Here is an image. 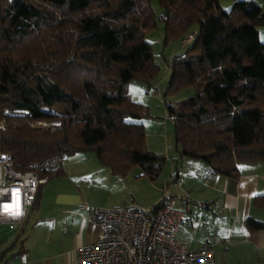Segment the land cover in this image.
Returning <instances> with one entry per match:
<instances>
[{"label": "trees", "instance_id": "trees-1", "mask_svg": "<svg viewBox=\"0 0 264 264\" xmlns=\"http://www.w3.org/2000/svg\"><path fill=\"white\" fill-rule=\"evenodd\" d=\"M160 20L166 43L199 26L170 62L165 89L167 96L193 89L168 105L181 154L231 178L242 163L264 162L258 3L224 9L219 0H0V146L15 169L93 151L113 174L140 165L143 176L158 180L165 157L147 149L146 105L132 99L128 85H151L160 72L146 39ZM249 225L262 223L250 218Z\"/></svg>", "mask_w": 264, "mask_h": 264}, {"label": "crops", "instance_id": "crops-1", "mask_svg": "<svg viewBox=\"0 0 264 264\" xmlns=\"http://www.w3.org/2000/svg\"><path fill=\"white\" fill-rule=\"evenodd\" d=\"M192 163V174L190 168L183 169L182 181L186 179L188 187L182 197L183 208H179L185 217L177 238L191 248L212 246L219 264H264V162L242 163L238 178L214 173L205 161ZM180 177L172 175V179ZM48 183L49 178L40 188L38 201L28 209L26 220L19 224L23 227L36 211L37 242L24 247V263L74 264L78 248L96 241L100 227L80 209L89 204L86 198L75 191L51 195L45 187ZM196 190H200L199 199L191 200ZM195 203L199 212L193 211ZM250 218L262 226L253 229Z\"/></svg>", "mask_w": 264, "mask_h": 264}, {"label": "rangeland", "instance_id": "rangeland-1", "mask_svg": "<svg viewBox=\"0 0 264 264\" xmlns=\"http://www.w3.org/2000/svg\"><path fill=\"white\" fill-rule=\"evenodd\" d=\"M238 1L256 2L264 9V0H219L224 9L231 8ZM153 7L157 13L162 12L157 2H153ZM198 29L196 24L183 38L166 43L164 22L160 20L158 26L146 34V39L152 43L154 60L160 66V72L151 85L138 79H133L128 85L132 99L146 105L147 114L142 121L145 124L147 149L165 157L158 180L143 176L144 170L140 165L126 175L113 174L95 152L86 151L67 156L62 171L48 177L49 183L45 187L51 195L59 191H75L92 206H135L146 211L152 210L165 197H174L178 202L176 207L183 208L182 197L186 195L188 187L187 183L184 184L186 179L182 181L185 178L183 169L187 167L193 170L195 166L192 162L203 161L184 156L179 151L175 123L169 115L168 105L179 104L193 93V89H185L173 96H167L165 89L171 78L170 62L190 44L185 43L186 36L196 33ZM261 33L264 42V26ZM173 174H180L181 177L172 179ZM199 191L192 193L190 199H199ZM192 207L193 211H200L197 203ZM36 221L35 211L23 227L14 223H0V264H25L24 249L37 242L34 231ZM183 228L187 231L189 225L185 223Z\"/></svg>", "mask_w": 264, "mask_h": 264}, {"label": "built area", "instance_id": "built-area-1", "mask_svg": "<svg viewBox=\"0 0 264 264\" xmlns=\"http://www.w3.org/2000/svg\"><path fill=\"white\" fill-rule=\"evenodd\" d=\"M186 36V44L194 40ZM64 159L50 155L30 170L15 169L11 154L0 146V223L24 222L39 186L50 172L62 169ZM174 197H165L157 210L138 207L80 206L100 227L94 242L81 245L74 264H219L215 250L206 245L191 248L177 238L185 213Z\"/></svg>", "mask_w": 264, "mask_h": 264}]
</instances>
